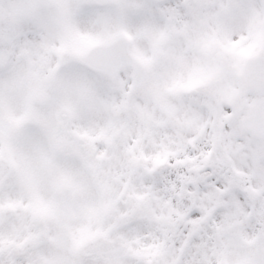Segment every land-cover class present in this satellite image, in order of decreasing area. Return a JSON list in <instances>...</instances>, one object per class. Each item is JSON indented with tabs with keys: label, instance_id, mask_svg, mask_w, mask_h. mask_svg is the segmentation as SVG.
Here are the masks:
<instances>
[{
	"label": "snow or ice",
	"instance_id": "obj_1",
	"mask_svg": "<svg viewBox=\"0 0 264 264\" xmlns=\"http://www.w3.org/2000/svg\"><path fill=\"white\" fill-rule=\"evenodd\" d=\"M0 264H264V0H0Z\"/></svg>",
	"mask_w": 264,
	"mask_h": 264
}]
</instances>
